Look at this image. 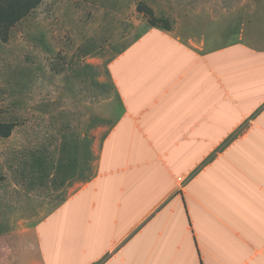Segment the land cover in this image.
I'll list each match as a JSON object with an SVG mask.
<instances>
[{
    "label": "crops",
    "instance_id": "0c3cea01",
    "mask_svg": "<svg viewBox=\"0 0 264 264\" xmlns=\"http://www.w3.org/2000/svg\"><path fill=\"white\" fill-rule=\"evenodd\" d=\"M160 1L149 8L170 29L144 26L113 60L101 107L150 183L92 189L78 264H264L263 0ZM101 154L69 199L107 175Z\"/></svg>",
    "mask_w": 264,
    "mask_h": 264
},
{
    "label": "rangeland",
    "instance_id": "374dc122",
    "mask_svg": "<svg viewBox=\"0 0 264 264\" xmlns=\"http://www.w3.org/2000/svg\"><path fill=\"white\" fill-rule=\"evenodd\" d=\"M160 2L43 0L7 40L0 35V123L14 125L0 137V264H40L38 233L51 264H78L92 189L150 183L146 158L113 133L101 107L113 96L111 63L149 25L145 8ZM101 150L107 175L69 199L95 177Z\"/></svg>",
    "mask_w": 264,
    "mask_h": 264
},
{
    "label": "trees",
    "instance_id": "16d2710c",
    "mask_svg": "<svg viewBox=\"0 0 264 264\" xmlns=\"http://www.w3.org/2000/svg\"><path fill=\"white\" fill-rule=\"evenodd\" d=\"M42 2L43 0H0V35L2 39L7 40L9 31L39 7ZM145 13L151 26L170 29V22L157 18L151 8L146 7ZM13 129L14 125L0 123V137L9 138Z\"/></svg>",
    "mask_w": 264,
    "mask_h": 264
}]
</instances>
